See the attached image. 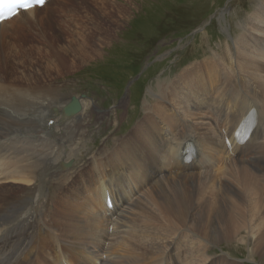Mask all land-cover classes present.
<instances>
[{
  "label": "bare ground",
  "instance_id": "1",
  "mask_svg": "<svg viewBox=\"0 0 264 264\" xmlns=\"http://www.w3.org/2000/svg\"><path fill=\"white\" fill-rule=\"evenodd\" d=\"M252 5L223 48L148 89L124 133L114 112L95 132L109 146L95 148L87 99L57 122L46 110L67 102L53 78L98 57L129 18L124 2L47 0L0 22V264H242L211 252L221 242L264 258V0Z\"/></svg>",
  "mask_w": 264,
  "mask_h": 264
},
{
  "label": "rangeland",
  "instance_id": "2",
  "mask_svg": "<svg viewBox=\"0 0 264 264\" xmlns=\"http://www.w3.org/2000/svg\"><path fill=\"white\" fill-rule=\"evenodd\" d=\"M118 1L124 2L128 8L129 18L122 20L113 38L103 46L101 56L53 78L60 85L58 97L63 98L62 101L68 102L72 97L87 99L88 129L93 133L88 146L93 148L102 142L109 146V141L102 136L97 138L95 132L106 129L104 131L108 133L114 127L109 126L114 112L119 119L123 118L117 132L124 133L141 116V102L144 96L147 97L148 89L154 90L160 79L175 74L180 64L185 65L211 55L212 50L223 48L225 40L239 32V23L245 20L253 6V0ZM56 9L54 5L46 10L53 12L49 20L58 16L59 10ZM115 11L111 15H115ZM31 34L29 30L24 35L28 43L34 41ZM64 105L51 104L46 116L51 114L52 120L57 122ZM38 117L43 116L36 114L34 118ZM224 121L228 124L227 117ZM66 123L67 120L60 127H54L59 131ZM69 162L70 165L75 163ZM211 252L215 255L226 253L229 259H237L242 264H264L263 257L250 256L248 248L236 242L211 245Z\"/></svg>",
  "mask_w": 264,
  "mask_h": 264
},
{
  "label": "snow or ice",
  "instance_id": "3",
  "mask_svg": "<svg viewBox=\"0 0 264 264\" xmlns=\"http://www.w3.org/2000/svg\"><path fill=\"white\" fill-rule=\"evenodd\" d=\"M46 0H5L4 7L7 12L0 11V20L10 18L16 14L17 9L28 10L35 5L43 6Z\"/></svg>",
  "mask_w": 264,
  "mask_h": 264
},
{
  "label": "water",
  "instance_id": "4",
  "mask_svg": "<svg viewBox=\"0 0 264 264\" xmlns=\"http://www.w3.org/2000/svg\"><path fill=\"white\" fill-rule=\"evenodd\" d=\"M80 103L76 97H72L64 106H63V114L67 117L73 115L75 112L80 110ZM190 152L192 148L189 147ZM70 162L65 163L66 167H69Z\"/></svg>",
  "mask_w": 264,
  "mask_h": 264
}]
</instances>
